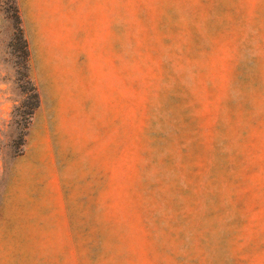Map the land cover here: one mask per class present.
<instances>
[{"label": "rangeland", "instance_id": "1", "mask_svg": "<svg viewBox=\"0 0 264 264\" xmlns=\"http://www.w3.org/2000/svg\"><path fill=\"white\" fill-rule=\"evenodd\" d=\"M0 264H264V0H0Z\"/></svg>", "mask_w": 264, "mask_h": 264}]
</instances>
